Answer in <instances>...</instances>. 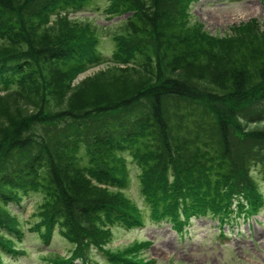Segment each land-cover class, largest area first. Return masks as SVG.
I'll return each mask as SVG.
<instances>
[{"label": "trees", "instance_id": "1", "mask_svg": "<svg viewBox=\"0 0 264 264\" xmlns=\"http://www.w3.org/2000/svg\"><path fill=\"white\" fill-rule=\"evenodd\" d=\"M199 1L107 0L110 17L129 13L108 60L104 28L71 18L99 9L97 0H0V99L28 92L33 106L0 131V264L26 254L14 249L25 235L10 207L31 194L43 197L41 239L50 243L57 228L72 246L47 264H140L145 243L112 250L103 228L143 224L141 208L113 190L128 182L127 157L151 219L180 233L193 216L232 225L264 207L254 176L264 183V31L246 24L213 37L191 20ZM104 61L146 74L113 101L66 107V87Z\"/></svg>", "mask_w": 264, "mask_h": 264}, {"label": "rangeland", "instance_id": "2", "mask_svg": "<svg viewBox=\"0 0 264 264\" xmlns=\"http://www.w3.org/2000/svg\"><path fill=\"white\" fill-rule=\"evenodd\" d=\"M97 1L99 9L92 10V6L91 11L71 14V18H79V21L92 19L103 27L102 45L99 49L103 58L113 60L114 41L111 34L120 31L129 13L110 17L105 12L107 0ZM191 14L193 23L202 25L213 37L232 36L234 27L246 24H251L255 30L259 27L260 31H264V5L261 0H202L193 4ZM66 29L65 25H55L51 28L53 31ZM43 38L49 40L48 34L44 33ZM114 65L113 61H104L86 69L66 87L64 105L71 109L87 108L92 104H105L135 91L139 85L138 81L144 77L146 71L138 65L122 64L124 68L135 66L139 70H124V75H121L122 72L116 73L112 70ZM2 84L3 82L0 86ZM27 94L28 92H16L6 100L0 99V131L15 124L17 120L22 119L24 113L32 109ZM127 158L125 164L128 182L113 187V190H122L141 208L143 225L128 227L115 221L107 223V227L103 228L109 230L104 232L112 239L108 244L110 249L127 250L130 246H136V243H145L142 255L138 258L140 264H264V208L258 214L247 220L241 219L232 226L221 227L213 217L196 220L189 233L180 237L172 228V224L151 219L153 210L143 193L139 180L140 169L133 159ZM254 176L264 192L258 172H255ZM42 201L40 194H31L24 198L21 207H10L12 215L18 217L25 235L23 239L14 241V249L25 250L26 254H6L5 264H45L44 261L49 262L57 257H64L61 260L71 257L72 246L57 228L54 229L50 243L44 242L35 231L36 226L40 224L37 212L40 211ZM223 232L227 233L228 237H223Z\"/></svg>", "mask_w": 264, "mask_h": 264}]
</instances>
